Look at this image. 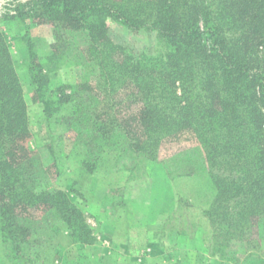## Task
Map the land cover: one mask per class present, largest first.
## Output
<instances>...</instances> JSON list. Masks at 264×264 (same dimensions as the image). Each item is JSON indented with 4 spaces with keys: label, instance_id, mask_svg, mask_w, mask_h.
Masks as SVG:
<instances>
[{
    "label": "trees",
    "instance_id": "trees-1",
    "mask_svg": "<svg viewBox=\"0 0 264 264\" xmlns=\"http://www.w3.org/2000/svg\"><path fill=\"white\" fill-rule=\"evenodd\" d=\"M0 14L26 29V70L47 116L78 91L88 170L104 139L119 136L132 153L154 159L163 139L188 133L202 147L226 235L243 240L264 222V0H0ZM40 18L85 34L78 62L97 67L94 79L70 92L47 79L27 36V20ZM108 21L153 32L157 49L116 42ZM50 57L54 64L63 58ZM16 72L0 31V241L15 256L30 210L62 211L72 234L81 239L86 232L63 191L29 186V130Z\"/></svg>",
    "mask_w": 264,
    "mask_h": 264
},
{
    "label": "rangeland",
    "instance_id": "rangeland-1",
    "mask_svg": "<svg viewBox=\"0 0 264 264\" xmlns=\"http://www.w3.org/2000/svg\"><path fill=\"white\" fill-rule=\"evenodd\" d=\"M107 24L116 42L135 50L157 49L153 32L132 31L115 21ZM27 25L42 73L57 88L70 92V87L97 76L93 63L78 62L87 40L84 33L55 29L41 18L28 19ZM0 31L7 36L25 102L29 186L63 191L86 227L79 239L78 232L68 229L62 211L30 210L20 221L22 251L8 253L0 241V264H264V222L250 226L243 240L226 235L214 211L215 191L202 147L194 136L163 139L154 159L132 153L119 136L104 139L97 143L101 153L92 150L98 159L88 170L83 163L90 152L81 139L78 91L47 116L26 70L24 25L0 14ZM52 52L63 56L56 64L51 57L47 60Z\"/></svg>",
    "mask_w": 264,
    "mask_h": 264
}]
</instances>
